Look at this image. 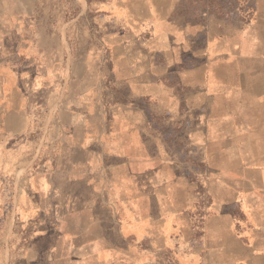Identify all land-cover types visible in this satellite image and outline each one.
<instances>
[{"label": "crops", "instance_id": "crops-1", "mask_svg": "<svg viewBox=\"0 0 264 264\" xmlns=\"http://www.w3.org/2000/svg\"><path fill=\"white\" fill-rule=\"evenodd\" d=\"M16 1L0 181L33 261L264 264V220L249 245L233 217L264 177V0H80L75 44Z\"/></svg>", "mask_w": 264, "mask_h": 264}, {"label": "rangeland", "instance_id": "rangeland-1", "mask_svg": "<svg viewBox=\"0 0 264 264\" xmlns=\"http://www.w3.org/2000/svg\"><path fill=\"white\" fill-rule=\"evenodd\" d=\"M4 2L5 5L8 4L10 7L17 3L16 0H0V8L4 6ZM24 5L27 6L28 3ZM31 5H33L32 10L26 13L40 16L43 21L42 24L69 31L72 37L69 41L74 44L79 41L81 30L92 19L91 12L86 11L80 5V0H32ZM74 57L79 58L80 55L74 53ZM0 58L2 59L1 55ZM252 178H255L256 181H252ZM245 184L233 183L234 188L238 190H242V185L244 187ZM247 186L250 213L244 215L239 212L233 214V217L235 232L244 237L251 245L254 241L250 235L253 228H255L258 221L264 220V177H250ZM7 188L11 189V192L9 191L10 195L4 197L2 196V189H5L4 193H6ZM14 190L15 184L11 181L8 183L0 181V264H39V262L33 261L32 247L24 244L27 232L22 225V220L16 208ZM239 196V194L238 197L236 196L238 200ZM247 233L248 235H245ZM6 241H9V245H5ZM188 254L187 251L186 255Z\"/></svg>", "mask_w": 264, "mask_h": 264}]
</instances>
